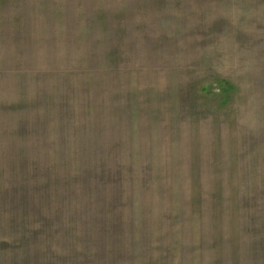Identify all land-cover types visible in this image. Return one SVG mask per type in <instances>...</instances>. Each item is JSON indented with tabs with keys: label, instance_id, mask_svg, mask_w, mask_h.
<instances>
[{
	"label": "rangeland",
	"instance_id": "obj_1",
	"mask_svg": "<svg viewBox=\"0 0 264 264\" xmlns=\"http://www.w3.org/2000/svg\"><path fill=\"white\" fill-rule=\"evenodd\" d=\"M0 264H264V0H0Z\"/></svg>",
	"mask_w": 264,
	"mask_h": 264
}]
</instances>
